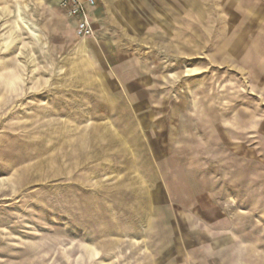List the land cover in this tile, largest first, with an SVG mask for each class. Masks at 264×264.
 Masks as SVG:
<instances>
[{
	"label": "rangeland",
	"instance_id": "obj_1",
	"mask_svg": "<svg viewBox=\"0 0 264 264\" xmlns=\"http://www.w3.org/2000/svg\"><path fill=\"white\" fill-rule=\"evenodd\" d=\"M111 2L127 94L0 0V264H264V0Z\"/></svg>",
	"mask_w": 264,
	"mask_h": 264
},
{
	"label": "crops",
	"instance_id": "obj_2",
	"mask_svg": "<svg viewBox=\"0 0 264 264\" xmlns=\"http://www.w3.org/2000/svg\"><path fill=\"white\" fill-rule=\"evenodd\" d=\"M60 1L58 0V3ZM84 1L86 2L88 16L94 29V34L88 37V41L92 44L91 47L97 55L98 60L102 64H107V67H105V77H111L116 91L122 94L130 93L131 83L139 84L136 86L137 88H141L140 82L144 71H141L140 65L139 67L138 65L129 66V55L124 53L120 44L121 39H119L117 33L113 32L114 29L119 30L109 16L113 3H110V0ZM62 12L65 16L62 28L66 29L75 39L82 38L77 32L76 18L71 17L65 9H62Z\"/></svg>",
	"mask_w": 264,
	"mask_h": 264
},
{
	"label": "built area",
	"instance_id": "obj_3",
	"mask_svg": "<svg viewBox=\"0 0 264 264\" xmlns=\"http://www.w3.org/2000/svg\"><path fill=\"white\" fill-rule=\"evenodd\" d=\"M89 1L93 2V0ZM60 4L71 17L76 18V28L80 36L84 38L93 36L94 29L89 19L86 2L84 0H61Z\"/></svg>",
	"mask_w": 264,
	"mask_h": 264
}]
</instances>
